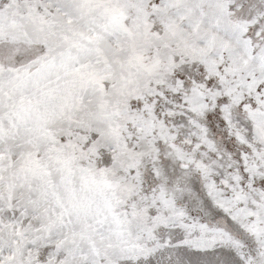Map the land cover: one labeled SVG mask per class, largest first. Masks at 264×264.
<instances>
[{"label":"snow or ice","instance_id":"1","mask_svg":"<svg viewBox=\"0 0 264 264\" xmlns=\"http://www.w3.org/2000/svg\"><path fill=\"white\" fill-rule=\"evenodd\" d=\"M0 264H264V0H0Z\"/></svg>","mask_w":264,"mask_h":264}]
</instances>
